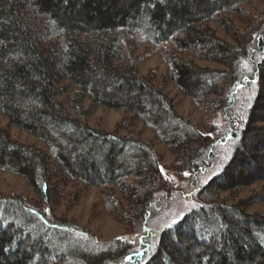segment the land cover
Returning a JSON list of instances; mask_svg holds the SVG:
<instances>
[{
    "label": "trees",
    "instance_id": "obj_1",
    "mask_svg": "<svg viewBox=\"0 0 264 264\" xmlns=\"http://www.w3.org/2000/svg\"><path fill=\"white\" fill-rule=\"evenodd\" d=\"M250 1L0 0V115L44 144L19 143L0 127V171L37 197L0 194V264H261L264 239L254 233L264 236V215L247 208L264 203V10L246 14L241 5ZM230 15L244 16L242 31ZM146 44L177 52L163 79L199 110L220 113L229 129L218 171L196 189L180 224L157 232L147 256L44 210L69 187H95L117 222L142 226L163 183L150 142L90 126L85 100L152 129L175 172L194 176L212 166L214 131L180 115L161 85L139 75L136 51ZM255 184L261 188L237 198Z\"/></svg>",
    "mask_w": 264,
    "mask_h": 264
},
{
    "label": "rangeland",
    "instance_id": "obj_2",
    "mask_svg": "<svg viewBox=\"0 0 264 264\" xmlns=\"http://www.w3.org/2000/svg\"><path fill=\"white\" fill-rule=\"evenodd\" d=\"M243 11L256 16L264 10V0H251L241 5ZM233 24L239 30L245 28L244 16L230 15ZM216 34L225 40L231 42L232 39L217 25L210 23ZM151 47V46H150ZM148 44L136 51L138 56V73L140 76H151L153 83L161 85L164 91L174 101L176 111L196 123L203 131H214V144L212 147V157L210 168L202 169L197 175L191 176L187 173H177L171 168L174 156L170 151L155 137L152 129L147 128L138 120H130L129 115L120 111L108 108H89L88 100L84 101V108L89 109L83 114L82 119L94 128H101L106 131H114L125 136L130 132L136 134L139 138L150 142L155 153L159 157L160 170L163 183L159 184L154 193L151 208L147 221L144 225H135L134 227L125 226L117 222L108 214L101 200L99 188L83 187L80 189L69 187L66 191L67 197L44 209L52 216H66L75 220L80 225L90 231L96 238L102 241L120 239L127 241L132 246V252L135 254L150 252V248L156 241L157 232L172 224L174 220L179 219L186 211L196 203L195 191L203 185L213 174L218 171L219 164L229 152V144L225 137L228 127L224 117L214 111L199 110L194 101L183 95L181 90L172 83L163 78L169 69L168 57H176L177 52L172 54L167 51L151 50ZM169 48V47H167ZM197 65L219 67L215 63L195 60ZM244 65L248 66L247 62ZM246 92V91H243ZM64 108L72 116H76L70 107L69 100L64 94L59 96ZM0 127L5 128L10 137L23 144L33 145L43 148L44 144L36 137L27 132L10 126L8 120L0 115ZM195 181V182H194ZM261 188V184H255L243 190L237 198L245 197ZM18 193L32 201H37L36 195L27 186L25 181L19 176L0 171V194ZM75 199V201H74ZM248 212H256L264 215V203L253 205L247 208Z\"/></svg>",
    "mask_w": 264,
    "mask_h": 264
},
{
    "label": "snow or ice",
    "instance_id": "obj_3",
    "mask_svg": "<svg viewBox=\"0 0 264 264\" xmlns=\"http://www.w3.org/2000/svg\"><path fill=\"white\" fill-rule=\"evenodd\" d=\"M67 2H68V0H65V3H67ZM157 2L167 3L168 0H157ZM144 7H148V5H145ZM151 7L154 8V7H155V4H152ZM0 44H3V42L0 41ZM252 83H255V81H252ZM230 138H231V137H230ZM185 175H187V173H185ZM181 219H183V217H181ZM179 224H180V220H174V221L172 222V224L167 225V227H168L169 229H171V228H173L174 226H177V225H179ZM221 227H223V228H227L228 225H221ZM254 235L256 236V240H257V242H259L260 240L264 239V236H261L259 233H254ZM245 246L250 247V245H245ZM137 255H139V253H137ZM126 259H128V260L130 261V260L132 259V257L129 256V257H126ZM261 264H264V260L261 261Z\"/></svg>",
    "mask_w": 264,
    "mask_h": 264
}]
</instances>
